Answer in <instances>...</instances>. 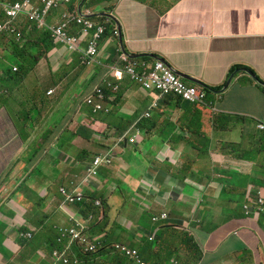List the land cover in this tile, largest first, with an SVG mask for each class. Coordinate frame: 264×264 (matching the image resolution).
I'll return each instance as SVG.
<instances>
[{
  "label": "crops",
  "instance_id": "0c3cea01",
  "mask_svg": "<svg viewBox=\"0 0 264 264\" xmlns=\"http://www.w3.org/2000/svg\"><path fill=\"white\" fill-rule=\"evenodd\" d=\"M112 4L124 41L108 38L102 61L114 65L124 49L150 63L164 58L183 76L213 88L210 104L196 106L168 96L152 110V118L139 121L156 93L146 92L126 76L120 89L109 94L112 113L94 114L84 104L86 97L105 80L118 81L110 70L80 65L77 55L60 50L53 54L55 66L47 75L52 77L56 63L64 64L68 74L55 80L57 100L50 126L43 132V126L36 128V116L29 115L34 111L36 115L35 103L21 94L26 84L8 73L17 94L0 103V264H51L58 228L86 219L88 236L126 242L144 259H153L150 264L170 254L193 259L195 253L201 256L198 264H264V217H244L239 199L240 192L245 195L264 185V133L255 125V117L264 116V86L250 74L264 83V0H113ZM8 62L0 46L4 76ZM13 64L20 66L18 61ZM80 80L84 85L78 90ZM81 91H87L82 100ZM128 132H139L134 145L120 141ZM48 133L54 146L48 164L36 183L26 188L44 197L36 199V207L27 204L21 191L25 173L40 150L41 161ZM108 154L112 163L100 169L99 177H89V165ZM202 156L210 157L206 161L211 170L205 168ZM240 165L246 170H239ZM230 171L249 176L246 186L223 182ZM58 185L69 193L82 190L86 202L74 210L62 206ZM96 201L104 209L96 207ZM168 203L175 205L167 209ZM117 205H122L120 212ZM155 205L160 214L168 213L170 223L151 246L142 235L153 234L154 228L145 229L141 223ZM225 208L234 209L227 224ZM191 213L194 222L189 225L184 215ZM203 220L207 234L201 229L194 236L203 247L189 248L176 227L166 230L183 224L192 229ZM91 221L94 225L89 226ZM35 229L44 234V245L50 242L48 251L34 250L32 241L20 236ZM240 235L245 239L235 241ZM224 247L229 254L221 252Z\"/></svg>",
  "mask_w": 264,
  "mask_h": 264
},
{
  "label": "clouds",
  "instance_id": "9594fccd",
  "mask_svg": "<svg viewBox=\"0 0 264 264\" xmlns=\"http://www.w3.org/2000/svg\"><path fill=\"white\" fill-rule=\"evenodd\" d=\"M112 3L113 0H38V2L36 0H0V46L3 53L7 55L9 60L6 71L7 76L0 74V103H6L10 101L12 97L17 94V89L8 82V73H11L15 76V80L26 84V87L22 90L21 94L25 97V99L34 102L36 106V73L39 77L38 80L43 78L44 74L41 72L43 63L47 62V64L51 67L49 59L53 61V54L61 50V52H67L74 56L77 55L80 65L89 68L102 66L103 68L110 70L113 72L115 79L118 81L117 83H114L110 80H105L103 86H96L93 92L86 97L85 101H87L88 105H92L94 107L95 113H102V111L108 115L112 113L113 108L111 104L108 103V101H111V96L105 92V89L110 88L111 91H118L120 89L119 83L122 82L126 76H128L133 82L139 84L146 92H149L150 94L156 93V100L151 103L150 110L147 111L139 121L143 120V118H152V110L158 108L160 106V101L168 96H175L184 102L196 106L209 105V95L213 93L214 89L204 83L198 82V80L183 76L164 58H159V60H156L155 63H150L148 60H142L138 56L130 55L123 48L124 52L121 53V56L114 65H106L102 61L103 46L104 43L107 42L108 38H110L112 42H114V37L116 39H120L122 43L124 41L123 27L120 24L118 18L114 16L116 6ZM115 22L117 26H114ZM36 25H38L39 31L43 30L51 32V34H46L49 40L53 41L54 45V49L48 54V57L46 56L38 63L34 61V58H36V52L41 51L37 50L36 46L27 43V36H32V39L35 41L36 39L42 38V35L35 29ZM112 26L114 27L112 29V33H110L109 28ZM100 29H103V32L101 33V36L97 38V34L100 32ZM94 43H96L97 51L95 54H92L90 53V49ZM125 58H127V60H125ZM17 61L20 66L13 64V62L17 63ZM130 63L136 64V70L138 74H146V76H149L152 72H154L159 63L164 64L167 69L174 73L187 86V97H185L184 94H179L174 91L165 93L164 91H161L157 88L148 89L144 82L133 78L126 72V67ZM56 64V66L61 68L59 63ZM52 66H55L54 61ZM65 69L66 68L64 66V71ZM117 70L124 71V76L122 78L117 76ZM64 73L65 72H63L62 75ZM250 74L259 84L264 86L262 80L254 72H250ZM62 75L60 76L59 80L63 79ZM28 76L29 78L26 80ZM229 83L226 84L225 87L227 85L229 86ZM54 86L55 82L53 86L46 92L47 99L45 98V100L52 101L53 107H55L57 100V90ZM192 88H195L196 90V97L194 100L190 99ZM40 90H42V93L46 91L41 88ZM90 98L93 99V104L89 103ZM98 104L102 105V109L98 110L96 108V105ZM49 108L51 114L53 108ZM36 112L38 111L36 110ZM50 114L47 115L45 113V115L42 117L41 114L37 115L41 118V120H45V123H49L51 120ZM29 115L31 117L36 116L35 111ZM255 125L260 132L264 133V116L255 117ZM49 134L52 135V133H48L46 135V144L48 142ZM138 138L139 132L132 134L131 132H128L123 136V138H121L120 141L125 142L126 144L134 145ZM56 142L57 141L55 140V143ZM40 151L37 152L36 158L38 157ZM98 159L103 162L102 164L100 163L99 166H96V161ZM34 162L35 161H31V163ZM111 163L112 154L105 155L104 157H96L95 160L89 165L88 176L99 177L100 169L106 165H110ZM34 170L35 167L32 169V172H34ZM24 177H26V180L23 183L24 186L27 185L28 187L32 185L30 184L29 176L25 174ZM61 194L66 197L70 204L74 206L82 205L87 199L85 193L82 190H78L76 191V194L70 195L66 188H62ZM244 196L245 198H239L243 199L240 206L244 217L251 219H259L260 217H264V185L250 188ZM71 198H74L75 201L72 202ZM94 205L100 209H104V205L100 201H96ZM90 220H93V217H90ZM85 221H87V219L76 221V227L73 226L58 228V232L61 237L56 240V243L58 244L57 248L51 251V264H71L70 255L75 254V249L80 253L83 252L85 254H95L98 250L103 248H106L107 250V258L111 257L113 259L116 255H120L121 261H123L124 264L153 263V259H144L140 251L128 243H121L120 241H116L114 239L109 241L107 236H88V227L83 226V222ZM151 221L154 224L168 223L170 218L168 213H161L154 216ZM203 224V222L193 224L192 229L195 230L194 236H196V231L203 229ZM166 226H169V224H165L163 227ZM174 227L177 229H182L185 227V229H187L189 228V225L170 226L167 227L166 230H174ZM26 231L28 230H23L22 232ZM72 231L80 234L83 240V245L79 246L77 245V242L72 243ZM37 232L38 231L35 229L30 233H22L20 236L31 242L35 239ZM157 233L158 230H156L153 234H143L142 236L147 239L150 245L152 244L151 246H155L157 244L156 242L158 241ZM184 239L187 241L186 243L189 248H197L198 246L203 247L199 241L196 242L194 240V237L190 238L184 236ZM191 241L193 244H191ZM89 247H93L95 250L90 251ZM165 260H169V264H181L179 257H174L172 254H170ZM165 260H160V262L157 264H161ZM192 261L185 264H190L191 262L193 264H198V262L196 263L194 259H192ZM198 261H201V256L198 257Z\"/></svg>",
  "mask_w": 264,
  "mask_h": 264
},
{
  "label": "rangeland",
  "instance_id": "374dc122",
  "mask_svg": "<svg viewBox=\"0 0 264 264\" xmlns=\"http://www.w3.org/2000/svg\"><path fill=\"white\" fill-rule=\"evenodd\" d=\"M38 2V0H36ZM6 19V18H5ZM52 58V57H51ZM50 61V64L51 66L53 65V61L51 59H49ZM59 66H61V68H59L58 66L56 68H53V75L52 77H49L47 75V71L49 70L50 66L47 64V62H44L43 63V68L41 70V72L44 74L43 78L39 79L38 80V75L36 73V110L38 112H36V124H37V128H40L41 126H43V132H45L47 130V128L49 127V123H45V120H41V118L37 115V114H41V117L45 115V113L47 115L50 114V108H53V103L51 100H45L46 98V92L53 86L55 80H59L60 76L62 75L63 72H66L67 69H65L64 71V64H61L59 63ZM84 85V82L83 81H78V85H77V89L80 90L82 89ZM43 89V90H46L44 91L43 93L41 92L42 90H40V88ZM87 91H81L80 93L78 92V98L80 100L84 99L85 95H86ZM56 96V95H54ZM47 99V98H46ZM84 104H86L88 107H90L93 111L94 114H100V113H95L94 112V107L92 105H88L87 101L84 102ZM40 110V111H39ZM67 112V110H66ZM103 113V112H102ZM68 114V112H67ZM113 125H115L113 122H112ZM112 147H114V144H111ZM54 147L51 145V143L48 141L44 150H43V154L41 156V161L39 162V157L36 158L34 164H30V168H29V171H27L25 174L29 176V181H30V184H33V183H36L38 177H39V174L42 173L44 174V167L45 165L48 164V157L50 156V151L53 149ZM264 155V154H263ZM202 159L204 160V165L206 163V169H210L211 166H207L208 163H207V159H210L209 156H202ZM35 167V170L34 172H32V169ZM239 170H246V168H244L242 165H240V167H237ZM263 168V167H262ZM211 170V169H210ZM220 169H214L213 172L216 173V172H219ZM222 175L219 174L218 175V178L222 179L221 178ZM225 179L223 178V182H226L227 184H229L230 186H234V185H237L239 187H244L246 186L248 180L250 179L249 176H246V175H243L240 171H230L228 173L225 174ZM26 188H27V185H25L23 187V190L21 191V194L24 193V200L27 202L28 205H36V199H40L42 200L44 197H41L38 192H34V191H26ZM56 189L59 191L61 190V187H59V185L56 187ZM15 191V189H14ZM68 191V190H67ZM61 192V191H60ZM233 193V192H232ZM71 194H76V192L74 193H70ZM236 197H239L240 198H245L244 196V193L243 192H240V195L237 196V193H233ZM20 196V194L18 196H16L14 199H17L18 197ZM63 197V204L62 206L66 207V208H72L74 210V205L70 204L66 197ZM229 198V196H226V198ZM227 198V199H228ZM203 200V198H200ZM226 204H231V200H226L225 202ZM175 204H171V203H168L166 208L169 209V208H172ZM37 207V205H36ZM79 208V207H78ZM122 208V205H117L115 206V210L117 212H120V209ZM158 208H160L159 205H155L151 211H148V213L144 216L143 220H142V223L144 225V228L147 229L148 225L150 226V228H154V231L158 230V232H161L162 229H160L161 227H163L165 224H169L170 222L168 223H158V224H154L152 223L151 219L156 216V215H159L161 211L158 210ZM39 209V212H40V208ZM222 209V207H221ZM224 212L227 214L226 218H225V222L226 224L229 222V220H231V218L233 217L234 215V209L233 208H225L224 209ZM192 214L191 213L190 215L188 216H185L184 215V219L186 221H184L185 223H189L190 225V222H194V220L192 219ZM70 216V215H69ZM203 219V218H202ZM205 222V220H203V223ZM87 223L86 221L83 222V226H86ZM91 225H94V222L91 221L89 223V226ZM186 224H183V226H185ZM204 225L207 226L205 223L202 225V228L203 230L201 231L202 233H205L207 234L205 228H204ZM76 227V225H72L71 227ZM210 227V226H209ZM48 230L50 229L49 227H46ZM211 228V232H213V226L210 227ZM134 229H135V226L133 227L132 229V234L134 233ZM124 234L127 235L128 237V233L126 231H123ZM178 234L179 235H182V236H185V237H194L195 235V230L194 229H191V228H187L185 229V227H183L182 229H179L178 230ZM44 234H40V232H37L36 233V236H35V239L31 242L35 245V249L34 250H39V249H43V250H49L50 248V242H47L45 245L43 243V239H44ZM222 234L220 233L218 235V237H220ZM203 242V245L205 243V239L204 238H200ZM241 239H245V237L243 236H238L237 239H235V241H241ZM129 240V239H128ZM194 240H195V237H194ZM121 242V241H120ZM121 243H126V242H121ZM198 252V250L196 251ZM222 253H225V254H229L230 253V250L226 247H224L221 251ZM243 255V254H242ZM107 255H104L103 256V261H107ZM179 260L181 262V264H185L187 262H190L192 261L191 258L185 256V255H182V256H179ZM243 259L241 260V263H242ZM193 262V261H192ZM190 263V264H193V263Z\"/></svg>",
  "mask_w": 264,
  "mask_h": 264
},
{
  "label": "built area",
  "instance_id": "2783aa9c",
  "mask_svg": "<svg viewBox=\"0 0 264 264\" xmlns=\"http://www.w3.org/2000/svg\"><path fill=\"white\" fill-rule=\"evenodd\" d=\"M103 32V29H100V32L97 34V38H99L101 36V33ZM97 51L96 49V43H94L90 49V53L95 54ZM125 60H127V58H125ZM126 72L128 74H130L133 78L140 80L141 82L145 83V86L148 89H152V88H157L161 91H164L165 93H170L172 91L177 92L179 94H184L185 97H187V93H186V89L187 86L174 74L172 73L169 69H167L164 64L159 63L155 69L154 72H152L149 76L145 75H140L137 73L136 70V64L134 63H130L127 67H126ZM117 76L119 78H122L124 76V71L122 70H117L116 72ZM196 90L195 88L191 89V95H190V99L194 100L196 97ZM103 97V96H101ZM89 103L93 104L94 101L92 98L89 99ZM96 108L102 109V105L98 104L96 105ZM103 161H101L100 159H98L96 161V166H99L100 163L102 164ZM96 174V173H95ZM81 200V199H79ZM71 201L74 202L75 199L71 198ZM71 236H72V243L77 242V245H83V240L80 236V234L76 233L75 231L71 232ZM90 251H94L95 249L93 247H89Z\"/></svg>",
  "mask_w": 264,
  "mask_h": 264
},
{
  "label": "trees",
  "instance_id": "16d2710c",
  "mask_svg": "<svg viewBox=\"0 0 264 264\" xmlns=\"http://www.w3.org/2000/svg\"><path fill=\"white\" fill-rule=\"evenodd\" d=\"M35 29L37 32H39L42 35V38L36 39V41H35L32 39V36H27V38H28L27 43L28 44L30 43L33 46H36V49L41 51V52H36V58H34V61H36V63H38L39 61H41L46 56L48 57V54L54 49V45H53V41L49 40V38L46 34V33L51 34L50 31H43V30L39 31L38 25H36ZM67 74L68 73H64L62 75L63 79L65 78V76ZM105 92L107 94H111V92H114V90L111 91L110 88H106ZM102 215H103V213H102ZM60 237L61 236L59 234L58 239ZM191 244H193L192 241H191ZM56 246H58L57 243H56ZM50 251H51V249H50ZM106 251H107L106 248H103V249L98 250L97 253H95V254H85L83 252L80 253L79 251H77L75 249V254L70 255L71 264H124V262L121 261L120 255H116L113 259L111 257H109V258H107L106 262L103 261V259H102L103 256L107 255ZM198 257H200V255H197L196 253L193 255V259H194V261H196V263L199 262ZM161 264H169V260H165Z\"/></svg>",
  "mask_w": 264,
  "mask_h": 264
}]
</instances>
